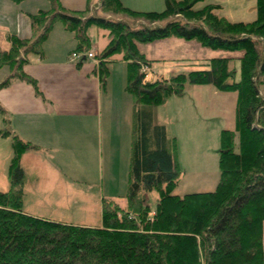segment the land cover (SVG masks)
<instances>
[{"label":"trees","instance_id":"16d2710c","mask_svg":"<svg viewBox=\"0 0 264 264\" xmlns=\"http://www.w3.org/2000/svg\"><path fill=\"white\" fill-rule=\"evenodd\" d=\"M47 1V10L28 14L30 39L6 36L10 48L0 51V69L7 67L9 74L0 90L24 82L41 96L24 66L29 54L44 57L42 46L55 24L73 34V53L91 49V26L107 31L108 43L95 56L100 63L93 75L105 92L112 57L121 55L126 63L124 91L132 113L127 190L119 197L125 204L103 199L99 228L24 213L20 159L37 147L13 136L10 188L0 192V264H264V0H256L251 23L217 17L218 6L195 10L203 0H163L161 12L133 11L120 0H99L92 11L72 12L59 0ZM168 38L196 41L210 50L242 51L239 80L229 68L233 59L218 58L210 61L209 70L163 83L146 81L141 64L151 63L138 45ZM185 85L235 92L237 101L235 131L220 133L215 190L179 197L173 194L181 176L177 141L157 123L155 109L172 95L182 97ZM0 112L4 114L1 107ZM152 191L158 199L149 218L145 193Z\"/></svg>","mask_w":264,"mask_h":264},{"label":"crops","instance_id":"0c3cea01","mask_svg":"<svg viewBox=\"0 0 264 264\" xmlns=\"http://www.w3.org/2000/svg\"><path fill=\"white\" fill-rule=\"evenodd\" d=\"M59 1L64 9L72 12L92 11L99 2V0H91L90 3L87 0ZM120 2L123 6L137 12H161L164 10L163 0H120ZM48 8L47 0H26L19 4H15L11 0H0V51L10 48L6 40L7 35L30 39L32 31L28 14ZM106 35L105 30L96 26H91L88 29L93 53H98L105 48ZM159 44L158 47H164L170 52L172 49H177V52L174 53H178V55L169 59L167 57L170 53L145 50V45H138V47L149 60H173L176 63L183 62L184 64H192L190 62L192 59L185 55L186 52L194 54L199 52L192 42L181 39L163 40ZM75 47L76 41L73 34L66 31L60 23L55 24L43 43L44 57L40 58L38 55L29 54L24 66V72L37 82L41 96L35 93L32 86L24 82H13L7 88L0 90V107L4 110V114L0 112V132L8 133L6 136L0 134V173L4 176L7 172L12 157L11 140L13 136L36 146L37 150L24 153L20 159L21 168L25 173L23 190L24 195L26 189L32 191L36 198L40 202L46 203L48 207L52 205L47 202L52 195H63V199L66 198L67 203H70L69 200L72 199L73 203H78L80 201L77 202L75 199H84L86 191L84 186L87 185L91 188L92 185H98L96 182L87 180L89 171L85 169L84 165L79 164L84 157H91L92 154L98 157L100 184L101 178L105 174L108 180V191L111 195L115 193L113 185L117 184L119 170L120 168L122 170L125 161L126 164L128 161V159H124L121 152L124 148L125 132L128 133L126 137H129L130 134L132 113L130 97L124 91L126 64L120 60L118 55L112 58L113 62L108 65L109 69L111 70L113 65L119 66V76L117 79L108 81L107 90L104 92L98 79L93 75V71L98 65L95 60H86L80 64V67L77 66L79 62L71 61L70 56ZM8 74L7 67L0 69V83ZM110 77L113 78L114 75L112 74ZM191 88H193L190 91L194 99L193 103L189 107H181L177 113L175 110L173 114L178 121L176 122L178 124L177 133L169 134L166 123H160L165 127L167 136L175 138L179 145V134L183 133L181 125L188 126L193 123L196 127L205 129L206 137L210 128L208 124L216 118L224 117L225 114L223 122L227 120L226 125L229 127L224 129L233 130L235 125L234 108L230 111L228 106L220 103L222 100H229L232 93L219 92L212 86H191ZM228 94L229 97H227ZM184 97L185 95L180 100L185 99ZM173 99L177 100L178 98H171L162 108H168ZM235 100L236 98L233 100L234 106ZM215 101L219 103H215ZM187 109L196 111L195 116L188 121L185 116L191 112ZM191 127L193 130L190 129L188 151L187 154L184 153L185 156H182L186 165L189 163L192 166V171H195V164H193L195 154L191 153L189 149L191 150L193 145H202L203 141L197 139L201 138L196 131L197 128L193 125ZM73 144L76 147L73 148ZM103 144L105 146L104 154ZM65 146L70 151L68 156L70 158L66 162L64 158L62 160L61 156ZM86 151L88 154L85 153ZM182 159L178 148L180 165H183ZM205 162H207L206 159ZM64 168L68 172H64ZM94 175L98 177L97 171ZM75 182L81 187H76ZM98 193L99 203L96 205L101 215L102 200L106 198L102 191ZM56 201L55 204L59 203V200ZM24 205L23 201L22 210L28 215L68 224L29 214L24 211ZM70 224L91 228L101 227V223L97 226Z\"/></svg>","mask_w":264,"mask_h":264},{"label":"rangeland","instance_id":"374dc122","mask_svg":"<svg viewBox=\"0 0 264 264\" xmlns=\"http://www.w3.org/2000/svg\"><path fill=\"white\" fill-rule=\"evenodd\" d=\"M206 5H213L218 6L219 9L215 10L213 13L219 17L224 18L230 23H251L256 20V0H203L202 2H199L195 5V10H200ZM158 12V11H156ZM108 34V32L106 31ZM107 39V35H106ZM169 39H176V38H168L164 40ZM163 40H158L150 44H145V50L151 49L152 52H156V50L160 51V53L165 52L170 53L167 58L172 59L174 56H177L178 53L177 49H172L170 52L169 50H166L164 47H158ZM192 42V45L194 47L198 48L199 52L194 54L193 52H186L185 55L189 56L192 60L190 61L192 64H184L183 62H175L173 60H162L160 61H152L147 58L146 55H144L140 50V53H142L145 58L150 61V65L147 64H141V71L143 74H145L146 81L151 82H168L171 77L184 74L187 75L189 72L192 71H202V70H209L210 61L212 59H218V58H231L233 59L230 64L229 68L235 71L236 74V81L239 80L240 77V62L239 59L242 57L243 52L242 51H236V52H227L222 50H210L207 48L202 47L198 42L196 41H187ZM108 43V39H107ZM107 45V44H106ZM154 45V46H153ZM139 48V47H138ZM91 49L87 52H90ZM101 52V51H100ZM98 53H91L94 55V57L99 54ZM72 55V54H71ZM117 56V55H115ZM120 60H121V55ZM114 57V56H113ZM112 57V58H113ZM96 59V57H95ZM122 61V60H121ZM73 62V61H72ZM75 62V61H74ZM97 63H100L98 59H96ZM125 63V62H124ZM126 64V63H125ZM155 65V66H154ZM154 66V67H153ZM96 68V67H95ZM119 66L113 65L111 67V73L114 75V77H110L109 80L117 79L119 76L118 72ZM205 86H211V85H205ZM213 87V86H212ZM186 89H188V92H186ZM193 88H191V85H185L183 88V96L185 95V99H181V97L172 95L169 97L165 103L155 109V115L156 121L158 124L160 123H166L168 126L169 134L177 133V125L176 117L173 116V114L176 113L181 109L183 106L189 107L194 99L190 91H192ZM218 91V90H217ZM186 92V93H185ZM220 92V91H219ZM223 93H232V96L229 97V94L227 97H229V100L226 99L225 101L222 100L220 103H224L225 106H228L229 110L232 111L233 109V118H235L236 114V103L234 106V98H236L235 102L237 101V93L235 92H223ZM182 96V97H183ZM171 98H178L177 100L173 99L171 104L168 106V108H162ZM192 100V101H191ZM215 103H219L216 102ZM132 107V106H131ZM132 109V108H131ZM191 113L188 115H184L187 117V121L195 116V112L193 109H187ZM230 113V112H229ZM226 116V114H225ZM224 116V117H225ZM216 118L215 120L210 122L209 125V132L206 133L205 137V129L203 127H196L193 123H191L196 129L197 133L200 137L197 139L199 141H203L202 145H193L191 150L189 151L191 153L195 154L194 159V170L192 171V166H190L189 163H187V166L184 161V153L188 151V142H189V136H190V129L193 130L191 127L192 125L185 126L184 124L181 125L183 127V133H178L180 137L179 145H177V148H179L180 155L183 162V165H180L179 167L181 170V176L179 178L178 185L176 189L174 190L173 194L177 195L179 197H182L187 194L196 193V192H212L215 190L217 183L219 181V169H218V160L220 155V133L223 130H229L224 129L225 127H229L226 125L225 120L223 122V118ZM182 119V118H180ZM178 119V120H180ZM236 119V118H235ZM131 120V119H130ZM198 123V122H197ZM229 131H235V125L233 127V130ZM128 133L125 132L124 136V144L121 152L123 153L124 159L127 160L129 157V144L128 140L129 137L127 135ZM203 136V137H202ZM205 140V141H204ZM177 141V140H176ZM236 144H238V138L236 135ZM76 147L73 144V148ZM103 154L105 151V146L103 144ZM196 153H195V152ZM69 150L67 146L63 147V152L61 153L62 160L66 162L70 157L69 156ZM88 154V152H85ZM92 153V150H91ZM121 153V154H122ZM203 154V155H202ZM183 155V156H182ZM84 157V159L79 163L80 165H84L85 169L88 170L87 172V180L89 182H96L98 185H92L91 188L84 186L86 189L84 199H75L80 202L73 203V199L69 200L70 203L66 202V198L63 199V195H52L50 196L49 200L47 202H50L52 205L50 207L47 206L46 203H42L36 198V195L32 192L26 189L25 195H23V201L25 203L24 205V211L28 212L29 214H33L39 217H47L51 219H55L58 221L66 222L68 224L70 223H76V224H88L91 226H97L101 223V215L98 211L97 203H99V191H102L103 196L106 199H115V201H119L121 205L125 204V201L119 197L123 196L127 190V165L126 161L124 163L123 169L119 170L120 174L117 180L116 186L113 185L114 188V195H111L108 191V180L106 179V175L103 174V178H101V184H100V176H99V167L98 157H95L93 154L91 157ZM72 158V157H71ZM205 159L207 162H205ZM74 163V162H71ZM103 166H104V158H103ZM96 169V170H95ZM197 169V170H196ZM64 172H68L65 168L63 169ZM95 171L98 173V177L95 176ZM71 172V171H69ZM53 178V177H52ZM97 178V179H95ZM76 187H81L78 183H74ZM10 188L9 181L7 178V172H5L4 176L0 173V192H6ZM60 191V190H59ZM145 199H146V205H148L151 208V211L149 213V218H152L154 215V206L156 204V201L158 199V195L155 191L145 193ZM59 200V203L55 204ZM83 203V204H80ZM102 208V207H101ZM32 216V215H30ZM74 225V224H73ZM92 228H99V227H92Z\"/></svg>","mask_w":264,"mask_h":264},{"label":"built area","instance_id":"2783aa9c","mask_svg":"<svg viewBox=\"0 0 264 264\" xmlns=\"http://www.w3.org/2000/svg\"><path fill=\"white\" fill-rule=\"evenodd\" d=\"M71 61L75 62H84L86 60H95L94 55L91 52H80V53H72Z\"/></svg>","mask_w":264,"mask_h":264}]
</instances>
